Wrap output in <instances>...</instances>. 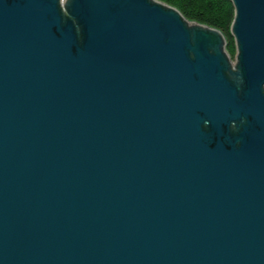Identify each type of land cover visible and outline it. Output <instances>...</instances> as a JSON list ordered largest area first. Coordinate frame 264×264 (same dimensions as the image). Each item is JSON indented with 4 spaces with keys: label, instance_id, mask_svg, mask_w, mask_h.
<instances>
[{
    "label": "water",
    "instance_id": "95a60500",
    "mask_svg": "<svg viewBox=\"0 0 264 264\" xmlns=\"http://www.w3.org/2000/svg\"><path fill=\"white\" fill-rule=\"evenodd\" d=\"M218 29L159 0H0V264H264V0Z\"/></svg>",
    "mask_w": 264,
    "mask_h": 264
},
{
    "label": "trees",
    "instance_id": "16d2710c",
    "mask_svg": "<svg viewBox=\"0 0 264 264\" xmlns=\"http://www.w3.org/2000/svg\"><path fill=\"white\" fill-rule=\"evenodd\" d=\"M176 7L188 20L220 30L227 40V51L237 56V47L231 33L235 8L231 0H159Z\"/></svg>",
    "mask_w": 264,
    "mask_h": 264
},
{
    "label": "rangeland",
    "instance_id": "374dc122",
    "mask_svg": "<svg viewBox=\"0 0 264 264\" xmlns=\"http://www.w3.org/2000/svg\"><path fill=\"white\" fill-rule=\"evenodd\" d=\"M231 60H232L234 65L237 63L235 58H232Z\"/></svg>",
    "mask_w": 264,
    "mask_h": 264
}]
</instances>
